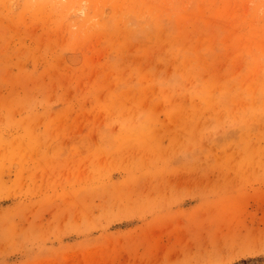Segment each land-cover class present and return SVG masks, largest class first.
I'll use <instances>...</instances> for the list:
<instances>
[{
	"label": "rangeland",
	"instance_id": "obj_1",
	"mask_svg": "<svg viewBox=\"0 0 264 264\" xmlns=\"http://www.w3.org/2000/svg\"><path fill=\"white\" fill-rule=\"evenodd\" d=\"M0 264H264V0H0Z\"/></svg>",
	"mask_w": 264,
	"mask_h": 264
}]
</instances>
